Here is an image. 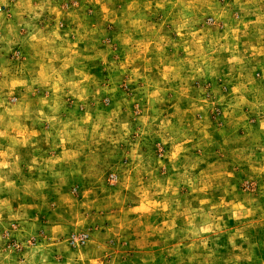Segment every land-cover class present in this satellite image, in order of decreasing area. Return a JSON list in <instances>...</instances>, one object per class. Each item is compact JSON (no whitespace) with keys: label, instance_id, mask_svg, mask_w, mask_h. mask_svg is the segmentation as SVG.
Instances as JSON below:
<instances>
[{"label":"rangeland","instance_id":"1","mask_svg":"<svg viewBox=\"0 0 264 264\" xmlns=\"http://www.w3.org/2000/svg\"><path fill=\"white\" fill-rule=\"evenodd\" d=\"M0 264H264V0H0Z\"/></svg>","mask_w":264,"mask_h":264}]
</instances>
